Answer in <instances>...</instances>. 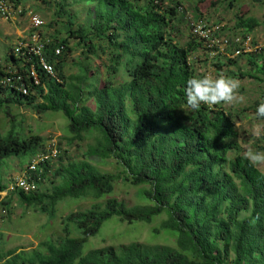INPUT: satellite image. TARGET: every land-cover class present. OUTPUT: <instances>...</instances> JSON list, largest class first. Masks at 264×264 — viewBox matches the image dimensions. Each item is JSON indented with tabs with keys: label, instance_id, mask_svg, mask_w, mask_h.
Masks as SVG:
<instances>
[{
	"label": "trees",
	"instance_id": "1",
	"mask_svg": "<svg viewBox=\"0 0 264 264\" xmlns=\"http://www.w3.org/2000/svg\"><path fill=\"white\" fill-rule=\"evenodd\" d=\"M5 1L18 8L23 0ZM166 1L84 0L91 6L93 21L76 29L65 13L66 38H43L45 57L57 79L39 69L36 58L16 57L13 50L0 64V79L7 71H17L22 76L17 85L27 89L25 95L16 84H0V113L11 116V108L21 106L37 114L61 113L68 119L69 143L94 133V143L80 160L64 163L58 148L57 157L43 164L45 182L29 193L17 187L8 190L1 169L10 158L27 157L29 164L46 152L45 140L24 136L13 127L0 134V205L8 209L14 197L53 217L64 198L105 197L87 210L65 216L63 236L56 241L0 253V264H264V174L245 158L228 113L218 106L187 107V80L200 78L189 57L204 47L192 35L185 46L168 37L180 3L171 0L169 6ZM62 2L57 0L61 11ZM258 25L255 18L246 17L239 18L233 28L250 33ZM70 39L77 40L86 57L95 55L97 47L101 52L110 49L108 75L112 79L124 67L126 79L119 84L107 80L102 86L90 85L85 66L79 75L66 76L63 62L71 51ZM232 39L230 51L236 46ZM56 47H63L58 56ZM238 56L248 66L240 77L264 85V53L257 50ZM32 68L37 83L29 74ZM88 99L92 106L86 104ZM109 159L120 171L102 172L93 163ZM117 182L147 186L142 190L145 203L128 206L110 197ZM162 215L165 218L155 232L175 234L174 246L131 242L82 255L83 245L110 218L127 224L151 223ZM71 227L78 236H71Z\"/></svg>",
	"mask_w": 264,
	"mask_h": 264
},
{
	"label": "rangeland",
	"instance_id": "2",
	"mask_svg": "<svg viewBox=\"0 0 264 264\" xmlns=\"http://www.w3.org/2000/svg\"><path fill=\"white\" fill-rule=\"evenodd\" d=\"M180 7L178 13L170 23L167 33L172 41L180 46H185L191 39L190 22L192 19H203L209 25L218 24L223 28L222 34L227 37L249 36L254 44H264V4L259 0H178ZM166 4L172 6V1ZM63 10L57 8V0H23L18 8L11 6L8 17L0 15V64H5V58L20 43H32L41 36L45 39L58 37L66 38L64 24L66 14L72 17L73 29L77 27L90 26L93 21L91 6L86 5L84 0H63ZM59 12V14H58ZM63 13V14H61ZM38 16L43 25L33 27L30 16ZM253 17L259 25L250 33H244L241 29H234V24L239 18ZM71 51L64 58V73L66 76L79 75L81 66L88 69L91 85L102 86L107 80L119 84L126 79L127 72L124 67L120 68L118 74L111 79L107 69L110 65V49L101 52L98 49L95 55L86 57L83 48L77 40L68 41ZM229 49L212 53L206 48H199L189 57V62L195 74L202 78L206 75L217 77L223 74L240 82L238 90L242 99L233 104H218L233 119L238 136L237 141L242 146L244 153L248 149L264 152V119L257 118L255 113L258 104L264 100V85L247 77H240L241 73L248 70L246 60L243 56H232ZM127 57H123L125 61ZM229 59L234 61L229 62ZM222 63L220 68L217 64ZM124 65V63H122ZM92 106V100L86 101ZM68 119L61 113L45 112L37 114L28 107L11 108V116L0 113V134H4L12 127L20 131L22 135L40 136L45 140V150L50 148L55 151L60 149L62 161L80 160L87 146L94 143V133H88L83 141L69 143L71 135L67 131ZM233 155L231 154V157ZM30 159L27 157L10 158L1 169L4 181L11 182L18 177L27 166ZM93 163L102 172L117 173L119 166L114 160H94ZM264 174V167H256ZM50 184H45L49 188ZM147 188L143 185L134 187L124 182H117L113 186L110 197L123 201L131 206L136 203H145L142 190ZM4 197L6 192H2ZM105 197L94 200L91 197L81 196L79 198L67 197L56 205L53 217L41 212L36 207H28L20 204L12 197L10 206L5 209L0 205V253L5 254L10 250H29L36 247L40 242L56 241L63 236L62 221L71 212L84 211L96 202H102ZM165 217H156L151 223L133 222L127 224L117 217L106 221L97 234L90 237L82 247V255L89 250L104 246H117L131 242L147 245H175V234L155 229ZM71 236H78L77 231L71 227Z\"/></svg>",
	"mask_w": 264,
	"mask_h": 264
},
{
	"label": "built area",
	"instance_id": "3",
	"mask_svg": "<svg viewBox=\"0 0 264 264\" xmlns=\"http://www.w3.org/2000/svg\"><path fill=\"white\" fill-rule=\"evenodd\" d=\"M12 4L5 0H0V15L8 17L10 14ZM30 23L33 27H40L43 25V21L35 15L30 16ZM220 25H209L203 19H192L190 22L191 35L203 44V47L210 52H221V50L228 49L230 47V37L223 35L220 31ZM45 40V39H44ZM40 36L38 40L32 41V43H20L15 47L13 53L16 57H34L36 58V64L47 75L56 78L54 66L46 59L44 54L45 41ZM48 41V40H47ZM232 42L236 44L235 48L231 50L232 56H238L243 52H252L261 50L264 53V44H253L252 39L249 36L234 37ZM63 47H56L54 49V55L58 56L62 53ZM30 76L36 80V72L33 68L30 71ZM57 79V78H56ZM22 80V76L17 71H7L6 76L0 79V84L15 86ZM19 91L22 94H27V89L24 85H17ZM58 150L53 151L51 148L45 153L38 154L26 167L22 170V173L11 182V188L17 187L25 193L35 192L39 188L40 183L45 182L43 164L51 159L56 158ZM46 176V175H45Z\"/></svg>",
	"mask_w": 264,
	"mask_h": 264
},
{
	"label": "clouds",
	"instance_id": "4",
	"mask_svg": "<svg viewBox=\"0 0 264 264\" xmlns=\"http://www.w3.org/2000/svg\"><path fill=\"white\" fill-rule=\"evenodd\" d=\"M240 82L223 74L213 77L206 75L202 78H189L186 84V105L190 109L198 110L201 105L209 107L218 104H233L242 99L239 96ZM257 118L264 119V100L256 109ZM245 158L254 167H264V152L248 149Z\"/></svg>",
	"mask_w": 264,
	"mask_h": 264
}]
</instances>
